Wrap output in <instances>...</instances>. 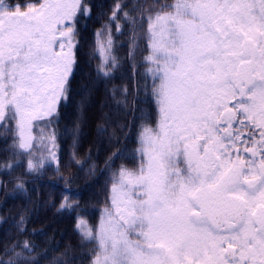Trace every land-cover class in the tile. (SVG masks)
I'll return each instance as SVG.
<instances>
[{
  "label": "snow or ice",
  "instance_id": "snow-or-ice-1",
  "mask_svg": "<svg viewBox=\"0 0 264 264\" xmlns=\"http://www.w3.org/2000/svg\"><path fill=\"white\" fill-rule=\"evenodd\" d=\"M132 11L141 15H122L147 25L159 125L141 131L139 166L113 175L98 234L84 231L98 248L92 264H264V0H156ZM90 15L83 0H0V131L18 133L5 174L23 166L15 149L30 148L32 122L67 99L74 29ZM43 167L29 159L26 175ZM73 206L65 195L61 208ZM35 248L6 246L0 264H39Z\"/></svg>",
  "mask_w": 264,
  "mask_h": 264
},
{
  "label": "trees",
  "instance_id": "trees-1",
  "mask_svg": "<svg viewBox=\"0 0 264 264\" xmlns=\"http://www.w3.org/2000/svg\"><path fill=\"white\" fill-rule=\"evenodd\" d=\"M8 2L31 5L35 0ZM83 2L91 15L79 19L74 29L77 65L69 77L67 99L59 101L50 117L32 122L30 148L15 149L23 153L17 157L23 166L11 174L0 170V251L26 240L36 246L39 264H92L98 248L84 238V231L98 234L104 211L111 206L113 175L121 166H139L141 131L159 125L149 71L153 66L146 59L147 25L133 24L122 15L139 17L132 9L156 0ZM53 133L58 162H49ZM15 135V128L12 133L0 131V161L5 154L11 156L7 149ZM29 159L44 160L38 178L26 175ZM17 177L24 180L26 191L16 190ZM65 195L74 205L71 209L61 208Z\"/></svg>",
  "mask_w": 264,
  "mask_h": 264
},
{
  "label": "rangeland",
  "instance_id": "rangeland-1",
  "mask_svg": "<svg viewBox=\"0 0 264 264\" xmlns=\"http://www.w3.org/2000/svg\"><path fill=\"white\" fill-rule=\"evenodd\" d=\"M58 103H59V102H58ZM57 106H58V104H57ZM57 106H56V107H57Z\"/></svg>",
  "mask_w": 264,
  "mask_h": 264
}]
</instances>
